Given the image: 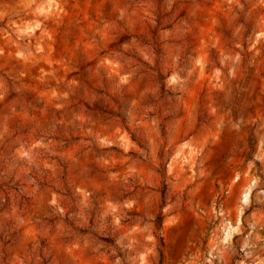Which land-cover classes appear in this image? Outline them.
Returning a JSON list of instances; mask_svg holds the SVG:
<instances>
[{
    "label": "rangeland",
    "instance_id": "1",
    "mask_svg": "<svg viewBox=\"0 0 264 264\" xmlns=\"http://www.w3.org/2000/svg\"><path fill=\"white\" fill-rule=\"evenodd\" d=\"M0 264H264V0H0Z\"/></svg>",
    "mask_w": 264,
    "mask_h": 264
},
{
    "label": "trees",
    "instance_id": "2",
    "mask_svg": "<svg viewBox=\"0 0 264 264\" xmlns=\"http://www.w3.org/2000/svg\"><path fill=\"white\" fill-rule=\"evenodd\" d=\"M167 189H168V185L164 184L163 185V189H162L163 197H165ZM156 224H157L158 227H162L163 226V215H161V214L158 215Z\"/></svg>",
    "mask_w": 264,
    "mask_h": 264
}]
</instances>
